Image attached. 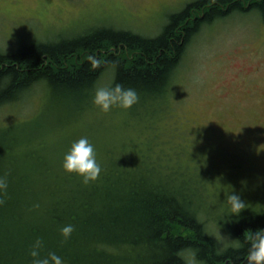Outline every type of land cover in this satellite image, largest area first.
<instances>
[{
  "label": "rangeland",
  "instance_id": "rangeland-1",
  "mask_svg": "<svg viewBox=\"0 0 264 264\" xmlns=\"http://www.w3.org/2000/svg\"><path fill=\"white\" fill-rule=\"evenodd\" d=\"M192 1L0 0V52L11 53L25 43L74 37L99 26L154 37L170 14ZM112 77L111 71L106 73L99 87L109 85ZM169 88V94L162 98H149L144 104L138 100L131 108L113 107L103 112L91 100L93 105L82 110L81 106L66 105L51 95L46 83L38 82L17 100L0 104V136L43 138L47 151L28 154L35 159L42 156L40 161L46 162L43 170L48 163L62 166L64 153L80 136H87L95 145L98 160L122 148L121 155L114 157L128 161L149 157L147 161L159 169L158 174L174 173L165 174L176 182H187L196 193L193 204L206 233L220 249L221 242L216 239L219 230L235 238L237 220L253 212L264 215V15H232L203 26L185 50ZM34 146L36 139L29 147ZM55 174L48 171L42 181L49 185ZM20 176L9 174V184L18 185ZM26 183L22 185L27 187ZM51 184L40 190H57ZM24 187H8L3 199L17 191L39 190ZM233 190L241 192L246 202L238 219L235 214L229 219L225 201V193ZM20 198L19 207H25L26 199ZM52 205L55 214L42 218L43 213L26 207L19 208L23 210L19 218L16 214L0 217V249L7 251L9 241L18 245L19 251H29L40 238V253L50 247V252L71 255L72 260L79 259L76 264H84L85 253L92 247L81 248L83 223L74 225L70 238L65 239L60 228L71 224L67 221L72 216L67 214L70 208L62 202L53 201ZM72 208L77 209L82 222L87 219L88 213L82 214L79 202ZM28 225L41 232L30 237L23 231ZM51 241L56 242L57 250L51 248ZM90 257L103 260L101 256ZM186 258L197 264L193 254ZM115 259L114 264L128 263L123 257Z\"/></svg>",
  "mask_w": 264,
  "mask_h": 264
},
{
  "label": "trees",
  "instance_id": "trees-1",
  "mask_svg": "<svg viewBox=\"0 0 264 264\" xmlns=\"http://www.w3.org/2000/svg\"><path fill=\"white\" fill-rule=\"evenodd\" d=\"M256 12L264 15V0H193L170 14L161 32L154 37L99 26L54 42L25 43L11 53L0 52V104L15 101L34 84L44 82L60 102L70 103L75 108L81 106L80 110L90 108L95 88L110 71L113 77L107 86L120 82L125 87H133L143 104L149 98H162L169 94L185 50L203 26L232 15ZM89 57H95L99 64L92 67ZM80 101L83 104H79ZM38 138L0 136V177L7 178V188L19 189V186L24 187L22 182L27 181L28 188L23 189H39L30 193L17 191L6 200L3 196L7 189L0 191L3 201L0 217L16 214L19 218L20 212L27 208L43 213L42 218L50 216L51 212L55 214L53 201L64 203L70 208L67 214L72 215L67 221L75 226L83 223L79 237L81 248L84 251V245L92 247L89 254H82L84 264H114L115 258L121 257L127 264H190L186 258L190 253L197 264H242L249 245L245 237L251 230L264 227V215L246 214L233 227V234L242 246L218 252L216 240L206 233L200 212L193 204L196 193L187 182L169 179L167 175L174 173L158 174L159 169L147 161L149 157L123 160L124 157L114 156L121 155L124 149H115L113 156L109 153L107 158L98 160L102 167L98 179L85 184L82 177L66 172L61 165L48 163L47 170H43L46 162L40 161L42 156L38 159L29 156L38 150L47 151L48 143ZM34 139L37 146L30 148ZM51 170L58 173L50 183L58 187L57 190H40V187L50 186L42 180ZM11 173L22 174L19 186L9 184ZM20 197L26 199V208L19 207ZM76 202L84 216L88 213L84 222L77 209L72 208ZM35 204L39 207H34ZM23 231L30 237L41 232L29 225ZM51 242V248L57 250L56 242ZM6 246L7 251L0 249V264L22 261L31 264L30 250L19 251L18 245H11L9 241ZM49 249L45 247L40 255L47 256ZM60 256L67 264H76L79 260H72L71 255ZM87 256H101L103 260L95 258L94 261Z\"/></svg>",
  "mask_w": 264,
  "mask_h": 264
},
{
  "label": "clouds",
  "instance_id": "clouds-1",
  "mask_svg": "<svg viewBox=\"0 0 264 264\" xmlns=\"http://www.w3.org/2000/svg\"><path fill=\"white\" fill-rule=\"evenodd\" d=\"M92 67L99 64V60L95 57H89ZM139 100V94L133 87H125L122 83L116 82L112 86L96 87L92 102L101 111L109 112L113 107H121L124 109L131 108ZM62 167L68 173H75L82 177V181L88 184L98 179L102 167L97 159L95 145L87 136H80L73 140L70 148L64 153L62 159ZM7 189V178L0 177V191ZM225 201L228 205L230 213L239 218V214L246 208V202L242 198V193L230 191L225 193ZM3 201L0 200V203ZM34 207H39L35 204ZM74 231V225L65 224L60 228L61 235L67 239L70 238ZM225 238H227L225 242ZM249 240L248 250L244 253L242 264H264V227H258L255 231L251 230L249 235L245 237ZM216 239L221 242V248L218 252H222L228 248H240L242 246L239 238H230L220 232L216 234ZM42 240L37 238L30 248L31 264H67L64 259L56 252H49L47 256H41L40 250Z\"/></svg>",
  "mask_w": 264,
  "mask_h": 264
},
{
  "label": "bare ground",
  "instance_id": "bare-ground-1",
  "mask_svg": "<svg viewBox=\"0 0 264 264\" xmlns=\"http://www.w3.org/2000/svg\"><path fill=\"white\" fill-rule=\"evenodd\" d=\"M243 2V1H242ZM227 3V2H226ZM247 3V2H246ZM194 7V6H193ZM208 7V6H207ZM198 16V15H197ZM185 21V20H184ZM183 23V22H182ZM183 26H185V25H183ZM71 57V56H70ZM123 59V58H122ZM69 60H71V59H69ZM122 62H124V61H122Z\"/></svg>",
  "mask_w": 264,
  "mask_h": 264
}]
</instances>
